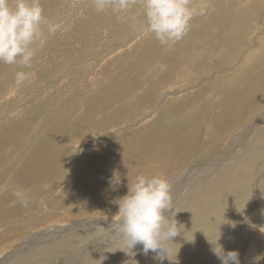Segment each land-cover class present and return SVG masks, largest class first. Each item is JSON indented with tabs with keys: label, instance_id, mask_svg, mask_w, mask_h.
Segmentation results:
<instances>
[{
	"label": "rangeland",
	"instance_id": "1",
	"mask_svg": "<svg viewBox=\"0 0 264 264\" xmlns=\"http://www.w3.org/2000/svg\"><path fill=\"white\" fill-rule=\"evenodd\" d=\"M40 2L57 32L30 69L0 63V184L9 185L0 264H89L117 252L116 201L137 173L166 178L176 211L191 215L163 264H221L218 243L240 264H264V0H204L205 15L171 48L136 35L139 0L125 13H97L91 0ZM122 62L134 67L113 73ZM17 71L30 73L19 87ZM242 157L247 170L224 181ZM14 186L30 191L27 207L12 205Z\"/></svg>",
	"mask_w": 264,
	"mask_h": 264
},
{
	"label": "clouds",
	"instance_id": "2",
	"mask_svg": "<svg viewBox=\"0 0 264 264\" xmlns=\"http://www.w3.org/2000/svg\"><path fill=\"white\" fill-rule=\"evenodd\" d=\"M97 13L111 10L114 13L129 12L138 0H91ZM143 7L142 21L133 15L137 27H145L161 46L171 48L190 31L191 22L206 13L204 0H139ZM57 32V25L44 14L40 0H0V63L30 69L38 52L46 45L49 36ZM30 73L17 71L15 85L21 86ZM119 185L120 179L110 181ZM9 190L7 183L0 184V193ZM13 206L17 203L27 207L30 191L19 186L12 187ZM119 221L116 232L124 248L133 253L142 245L145 255L163 264L165 259L173 261L171 245L181 235L184 226L175 219L174 195L170 183L163 176L137 175L129 181L128 192L119 198ZM184 234V233H183ZM221 264H240L238 251L225 252L218 243L212 248Z\"/></svg>",
	"mask_w": 264,
	"mask_h": 264
},
{
	"label": "bare ground",
	"instance_id": "3",
	"mask_svg": "<svg viewBox=\"0 0 264 264\" xmlns=\"http://www.w3.org/2000/svg\"><path fill=\"white\" fill-rule=\"evenodd\" d=\"M260 6V5H259ZM260 11V10H259ZM258 14V13H257ZM260 14V13H259ZM263 18V17H262ZM261 18V19H262ZM263 20V19H262ZM264 21V20H263ZM256 30V29H255ZM258 31V30H257ZM231 58V57H230ZM18 90V89H17ZM17 93V92H16ZM238 99V98H237ZM211 102V101H210ZM213 102V101H212ZM241 118V117H240ZM262 119H260L259 121H261ZM261 123V122H260ZM257 124H259L258 122H256V125ZM248 133V132H247ZM81 135V134H80ZM87 135H89V137H90V134H87ZM85 136V135H84ZM65 139H66V137H65ZM78 139V138H77ZM202 139V138H201ZM242 140V139H241ZM63 144V143H62ZM193 144V143H192ZM64 145V144H63ZM83 151V150H82ZM249 151V150H248ZM254 152V151H253ZM259 153V152H258ZM237 154V153H236ZM245 155V154H244ZM249 155V154H248ZM248 155H245V156H247L248 157ZM255 155V154H254ZM254 155H253V159H255L254 158ZM251 156V155H250ZM158 158H160V157H158ZM245 158V157H244ZM151 159V158H150ZM186 159V158H185ZM253 159H251V160H253ZM235 161H234V163L231 165V166H229V167H226L225 169H218L219 171H221V173H223V176H225V179H223L224 181H226L227 180V178L230 176L231 177V174L233 173L232 171H234V169L236 170V172L238 171H241V169H244V170H247V166L248 165H246L245 167H244V164L242 165V163H243V161H244V163H245V160L246 159H243V157L242 158H238V159H234ZM250 160V161H251ZM150 161V160H149ZM254 161V160H253ZM248 162V161H247ZM251 163H253V162H251ZM250 163V164H251ZM161 166V165H160ZM226 166V165H225ZM148 167V166H147ZM153 168V167H152ZM219 168V167H218ZM146 169V168H145ZM213 169V168H212ZM217 169V168H216ZM215 169V170H216ZM136 170V169H135ZM147 170V169H146ZM155 170V169H154ZM217 170V171H218ZM231 171L232 173H227L228 171ZM136 171H138V170H136ZM135 171V172H136ZM148 171H150V170H148ZM139 172V171H138ZM237 172V173H238ZM151 173V172H150ZM138 175H139V173H137ZM136 174V175H137ZM143 174V173H142ZM238 174H240V172L238 173ZM221 175V174H220ZM235 175H236V173H235ZM233 176V175H232ZM215 177V176H214ZM239 178H240V176H239ZM215 180V179H214ZM222 180V181H223ZM238 180V179H237ZM209 181V180H208ZM211 181V180H210ZM221 181V180H220ZM223 181V182H224ZM90 182V181H89ZM227 182V181H226ZM217 183V181L215 182V184ZM232 183V182H231ZM233 183H235V182H233ZM210 184V183H209ZM228 184H229V182H228ZM210 185H212V184H210ZM220 185H222V184H220ZM220 185H219V187H220ZM223 185H225V184H223ZM202 186V185H201ZM216 187H217V185H215ZM209 187H211V186H209ZM204 189V188H203ZM212 189H213V186H212ZM215 189V188H214ZM218 189V188H217ZM213 191H215V190H213ZM209 192H211V191H209ZM214 192H212V194H213ZM254 193H255V191H254ZM209 194H211V193H209ZM211 194V195H212ZM211 195H210V197H211ZM253 199V198H252ZM210 204V203H209ZM205 209V208H204ZM41 210V209H40ZM199 210H201L202 211V208L201 209H199ZM186 212V213H185ZM185 212H184V215L181 213V212H177V214H176V217H175V219L177 220V221H183V220H187V218H190L191 217V215H190V212L188 211V209H186L185 210ZM197 212H199L200 214L202 213V212H200V211H197ZM204 212V211H203ZM261 212V211H260ZM183 215V216H185V217H181V214ZM195 213H196V211H195ZM198 213V215H200ZM207 213V212H206ZM193 214V213H192ZM196 216V220L198 219L197 217H201V216H204V214H202L201 216ZM195 216H194V218H195ZM193 218V217H192ZM205 218H206V216H205ZM199 219H201V218H199ZM202 219H203V217H202ZM207 219V218H206ZM49 221V220H48ZM84 221V220H83ZM103 221H104V219H103ZM106 221V220H105ZM109 221L111 222V220L109 219ZM73 222H75V221H73ZM80 222V221H79ZM78 222V223H79ZM92 222H94V225H96V223H95V220L94 221H89L88 223H89V225L88 226H90V227H92L93 226V224H92ZM108 222V221H107ZM106 222V223H107ZM81 223V222H80ZM117 223V222H116ZM115 223V224H116ZM105 225H102V227H104ZM81 226H77V228L79 229ZM42 228V227H41ZM105 228H106V226H105ZM48 229V228H47ZM55 228H53V229H50L51 231L52 230H54ZM81 229V228H80ZM60 230V229H59ZM56 231V230H55ZM42 232H40V233H38L39 235L41 234ZM115 233H116V231H115ZM114 234V233H113ZM112 234V235H113ZM38 235V236H39ZM120 236V235H119ZM231 236V235H230ZM233 236V235H232ZM36 237V236H35ZM81 237V236H80ZM112 236H110L109 237V239L107 240V241H105L104 243H102V244H105V245H107V244H112L111 243V241H110V239H113V237L111 238ZM119 238H121V237H117V239H119ZM75 240V239H74ZM110 241V242H109ZM24 243V242H23ZM122 244H123V242H122ZM240 244V243H239ZM119 245V244H118ZM238 245V244H237ZM113 248V247H112ZM116 248H117V246H116ZM228 248V247H227ZM19 250V249H18ZM113 250V251H112ZM234 250V249H233ZM232 250V251H233ZM236 250V249H235ZM251 250H253V248L252 247H250L249 248V251H251ZM133 251V250H132ZM88 252V251H87ZM86 252V253H87ZM16 253V252H15ZM26 254V253H25ZM105 255V256H104ZM28 256V255H27ZM100 256H104V257H102V258H100V259H98L99 261H94V262H90L89 264H146L148 261H149V263H150V261H152V260H155V258H154V256H155V254L154 253H152V252H149L147 255H145L144 253L143 254H141V255H136V254H134V252L132 253L130 250H126V248H124V245H122L121 246V248L119 249L118 248V251L116 252L114 249H109V251H106L105 250V252H103V254H101ZM157 260V259H156ZM155 260V261H156ZM246 262V264H256V262L255 261H251V260H246L245 261ZM152 263V262H151ZM87 264V263H86ZM148 264V263H147Z\"/></svg>",
	"mask_w": 264,
	"mask_h": 264
},
{
	"label": "crops",
	"instance_id": "4",
	"mask_svg": "<svg viewBox=\"0 0 264 264\" xmlns=\"http://www.w3.org/2000/svg\"><path fill=\"white\" fill-rule=\"evenodd\" d=\"M136 35H138L139 33H147V34H149V35H153V34H151L150 32H145L144 31V28H142V27H139V28H137L136 30ZM128 32H129V29H128ZM135 35V36H136ZM135 41V39H132V43ZM132 43H130V44H128L127 46H130ZM133 47V46H132ZM131 46L130 47H128L129 48V50H127V51H132V48ZM125 51H122V52H119V53H117L116 55H114V56H116V57H118L119 58V56H121V54H123ZM137 56H139L138 54H137ZM80 57H82V56H80ZM80 57H77V60L78 61H81L82 59L80 58ZM85 57V56H84ZM83 58V57H82ZM75 61V65H77L79 62L78 61ZM115 61V60H114ZM108 61H106V62H103V63H107ZM125 63V64H124ZM108 68H107V73H108V69L109 68H112L113 66L111 65V66H107ZM129 67H134L133 65H131V64H128L127 62H122L121 64H118L114 69L112 68L111 69V71L113 72V73H116L118 70H120V69H128ZM115 69H118V70H115ZM91 71H92V67H91ZM97 71H100V70H97ZM102 71V70H101ZM124 71V74L127 72V70H123ZM124 74H122L121 76H119V78H124L125 80H127V82L129 81V78L127 77V76H124ZM132 74V73H131ZM97 74H95L94 76H93V78H92V80L93 79H96L97 78ZM106 76V75H105ZM109 76V75H108ZM132 77H133V75H132ZM132 77H131V79H132ZM128 78V79H127ZM91 80V81H92ZM95 87H97V86H95ZM136 87V86H135ZM129 89L128 88H126V91H128ZM100 92H101V90H100ZM151 121H148L147 122V125L146 126H148V124L150 123ZM125 132H124V129L121 131V132H119L118 133V135H120V134H124ZM97 147H96V145H94L93 147H92V149L91 150H95Z\"/></svg>",
	"mask_w": 264,
	"mask_h": 264
}]
</instances>
